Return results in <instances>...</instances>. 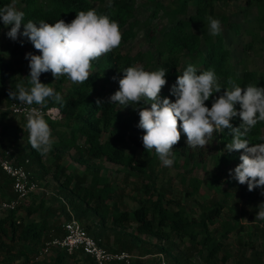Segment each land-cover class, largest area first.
<instances>
[{"label": "trees", "instance_id": "obj_1", "mask_svg": "<svg viewBox=\"0 0 264 264\" xmlns=\"http://www.w3.org/2000/svg\"><path fill=\"white\" fill-rule=\"evenodd\" d=\"M226 1L177 0L174 12L154 3L145 20L138 22L134 14V0H109L106 3L105 0H0V8L14 2L17 9L25 13V23L28 20L35 23L45 20L51 24L58 19L67 23L75 18L77 12L95 8L99 14H107L116 20L122 32L120 46L92 62L91 75L85 83H72L62 94V86L66 82H72L66 75L56 78L52 76V81H45L48 72L39 77L41 83L50 84L65 101L63 105L51 99L44 106L34 104L41 109L54 107L60 115L59 121H49L44 117L52 133L50 152L44 154L31 148L27 120L0 110V151L8 150L15 165L23 166L30 178L37 182L46 173L42 160L49 155L51 178L59 183L58 192L62 195V201L64 200L61 202L53 197L51 203L46 204L42 198L44 194L36 198L38 194L26 200L28 202H25L22 217L17 214L21 206L15 211L1 214L0 252L3 256L0 264H67L68 260L70 264H94L80 252L71 255L54 252V257L47 262L33 260L44 241L62 236L61 222L71 218L79 223L81 220L86 221L83 229L108 251L132 252L136 249L139 256L162 253L168 264H190L188 261L193 255L197 257L198 264H227L230 257L233 260L231 264L262 263L263 255L256 251L248 257L243 252L230 254L225 240L229 234L239 233L241 227L228 220L218 221L216 224L222 205L216 201L199 203L194 199L201 185L199 180L189 178L187 189L183 191V198L192 201L198 208L197 214L181 207L176 200L166 199L162 188H156L153 162L158 155L154 149L145 150L143 142H140L144 130L138 127L139 109L150 107V104L141 101L134 107H123L118 103H109L110 96L119 90L118 81L123 77V69L133 65H143L147 71H155L161 67L168 69L167 84L160 96L161 99L167 97L173 102L175 96L172 95L171 88L188 64H192L198 73L213 69L222 88H230L227 83L229 78L241 87H246L249 83L263 87L262 74L245 69L239 74L235 72L223 38L209 32L208 17L211 16L218 18L221 25H226L237 34L238 25L228 23L226 16L215 12L216 5ZM189 6L192 8L190 14L187 11ZM244 6L249 10L255 9V17L252 23L247 24L245 33L249 41L242 49L259 54L264 51V0H244ZM184 14V19H174L175 15ZM160 17L168 20V27H151L153 21ZM4 27L0 20V29ZM140 28L144 29L143 34L150 49L144 54L122 52L123 45L134 39ZM20 31L23 32V24ZM18 43L25 47V55L40 54L26 37L20 36ZM11 55H14L13 50ZM25 55L6 59L0 54V107L16 101L9 97V92H16L18 83L30 87L28 78H20L21 71L29 67ZM220 94L214 93L205 105L210 108L214 97ZM97 100L101 103L97 104ZM236 108L239 110L238 104ZM230 123L233 127H238L241 121L237 116ZM263 129L264 121L258 122L249 132V142L264 143L261 132ZM179 130L181 139L173 146V165H178L186 173L202 166L207 159H212L221 166L231 165L223 180L230 187L236 180L234 174L230 175V171L241 162L239 157L244 154L243 150H226V145L231 143V130L215 132L204 148L188 146L186 135L182 129ZM104 135L107 136L106 139H103ZM137 149L139 152L135 154ZM68 150H73L75 161L83 166L82 174L74 179L58 164L62 153ZM24 161H27L26 164ZM99 161L120 167L126 175L133 174L146 180L138 190L137 198L131 199L136 203L135 207L128 211L117 208L124 203L117 196L116 184L110 183L100 174L102 168ZM10 186V179L0 173V199L13 197ZM243 190L247 198H251L257 191L264 190V186L249 191L246 184ZM92 217L96 218L95 224L89 221ZM257 222L260 224V231H264V221ZM126 227L131 230L126 232ZM107 233L111 234V246L101 242L106 239ZM143 237L164 242L167 247L157 244L149 249H141ZM173 241L179 244L175 245ZM184 243L188 245L185 252L179 248ZM132 264L138 262L133 260Z\"/></svg>", "mask_w": 264, "mask_h": 264}, {"label": "clouds", "instance_id": "obj_2", "mask_svg": "<svg viewBox=\"0 0 264 264\" xmlns=\"http://www.w3.org/2000/svg\"><path fill=\"white\" fill-rule=\"evenodd\" d=\"M111 7V4L108 5ZM25 13L15 3L0 8V20L11 25L7 36L13 40L18 35L26 37L39 51V55L26 54L30 72L26 77L30 87L23 83L16 85V92L9 97L21 104L44 106L51 99L63 105L65 101L50 84L41 83L39 77L51 72L54 78L66 75L74 83H85L92 70V62L118 48L122 41L119 23L107 14H99L95 8L79 11L71 22L58 19L54 23L40 20L24 22ZM209 32L221 34L222 25L218 18L208 17ZM23 24V32L20 31ZM168 69L145 70L143 65L123 69L119 79V90L109 98V103L126 107L144 101L150 108H140L138 127L144 130L142 142L145 150H155L162 164H173V146L181 139V131L191 147L204 148L213 134L219 130H231V143L226 150H243L240 163L230 171L240 184H247L248 190L264 186V143L252 144L248 140L250 130L264 121V87L249 83L239 86L232 78L230 88H222L213 69L197 72L188 64L182 75L177 76L171 88L175 100L161 99L160 93L167 84ZM223 90V91H222ZM214 93H221L213 99L211 107L205 102ZM101 102L97 100V104ZM239 105L237 110L236 105ZM239 117L241 123L233 127L230 121ZM29 143L32 149L48 153L52 149V133L40 108L30 107L27 113ZM264 206V204H261ZM264 220V210L257 213Z\"/></svg>", "mask_w": 264, "mask_h": 264}, {"label": "rangeland", "instance_id": "obj_3", "mask_svg": "<svg viewBox=\"0 0 264 264\" xmlns=\"http://www.w3.org/2000/svg\"><path fill=\"white\" fill-rule=\"evenodd\" d=\"M109 0H105V3ZM135 2V18L138 22H142L148 16L149 11L152 9L154 3H159L164 6L167 10H176L177 0H134ZM16 6V5H15ZM188 14L192 12V8L189 6L187 8ZM215 12L217 14H223L227 17V22L230 24L238 25L237 34H234L232 29L228 28L226 25H222V31L220 36L223 38L224 46L230 52V63L235 67V72L239 74L242 70L254 71L257 74H262L264 80V51L259 54H253L242 49V47L249 41L248 35L245 33L248 23H252L255 17V9H246L244 6V0H227L224 3L216 5ZM176 14V13H175ZM186 15H175L174 19L185 18ZM165 18L160 17L159 19L153 21L152 26L157 25L158 27L167 28L169 23ZM11 25L5 26L0 29V54H2L6 59L15 58L18 55H25V47L18 43L20 36L13 40L7 36V32L10 30ZM144 29L140 28L137 30L136 37L122 47V52H127L131 55L135 53H146L150 49V44L144 36ZM14 51V55H11V51ZM26 56V55H25ZM30 68H24L20 73V78L27 77L29 75ZM23 80V79H22ZM52 74L49 71L45 77V81H52ZM74 82H66L62 86V94L70 87ZM264 87V86H263ZM219 96L216 95L214 99ZM135 105H133L134 107ZM3 106L0 110H3ZM145 108H150L146 106ZM134 109V108H133ZM134 111H136L134 109ZM264 136V129L261 131ZM107 136L104 135L103 139ZM140 142L142 139L140 138ZM139 150H135V154H138ZM51 160L50 156L47 155L43 160L42 164L46 168V173L41 179L40 184L47 191V195H42L43 201L51 203V198H57L58 201H62V195L58 192V184L55 183L52 178V167H49ZM58 164L65 168V172L71 176L72 179L79 177L82 174L83 166L75 161V155L73 150H68L63 152L61 159ZM98 164L101 166V175L104 176L110 183L116 184L118 193L117 196L121 197L122 205H118L119 210H130L132 207L136 206V203L131 201L132 198H137L138 190L142 184L145 183V179H139L133 174L126 175V172L120 167L106 163L104 161H99ZM156 174L155 186L156 188H162L166 199L176 200L181 207L187 208V210L198 213V208L195 204L183 198V191L187 189V182L189 178H196L199 180L201 185L194 199L199 203L208 204L209 201H216L222 205L221 213L218 219H216V224L218 221L228 220L230 223H237L240 225L241 230L239 233H231L227 236L225 240V246L231 255L237 252H243L245 257H248L253 251L262 253L264 264V231H260V224L258 220L264 221L257 218V213L260 210H264V190L257 191L251 198H247L246 192L243 188L246 184H240L235 180L230 187L223 182L225 179V174L227 169L231 167L221 166L218 162L212 159H207L205 164L200 167L190 170L188 173L183 171L178 165H173L166 167L162 164L159 157L153 162ZM179 164V163H177ZM48 167V168H47ZM189 169V167H187ZM184 178V179H183ZM211 185V186H210ZM71 186V184L69 185ZM58 192V193H57ZM39 194L37 197H40ZM35 198V197H34ZM252 199V201H251ZM29 200V199H27ZM24 201L21 207L18 209V216L22 217L26 203ZM53 204V203H52ZM69 212L72 211L69 209ZM93 218V219H92ZM89 218L92 224H95V217ZM59 220L62 221L60 218ZM81 226H84L86 221H80ZM133 226V224H131ZM131 228L126 227L125 231L129 232ZM93 233V230L90 232ZM106 239H102L101 242L108 246H111L108 241L111 242V234L107 233ZM106 240V241H105ZM172 240V239H171ZM173 243L179 244L177 241ZM166 246V243L156 241L152 238L143 237V244H140L141 249H149L155 245ZM252 246V247H251ZM167 247V246H166ZM188 245L186 243L180 244L179 248L181 251L185 252ZM252 250V251H251ZM173 253L174 250H171ZM131 253L137 261L138 264H156L155 259L152 255L139 256L138 250H134ZM47 258L41 259L42 262H46ZM232 257H230L227 264L232 263ZM190 264H198V259L195 255L190 257ZM70 264V261H67Z\"/></svg>", "mask_w": 264, "mask_h": 264}, {"label": "built area", "instance_id": "obj_4", "mask_svg": "<svg viewBox=\"0 0 264 264\" xmlns=\"http://www.w3.org/2000/svg\"><path fill=\"white\" fill-rule=\"evenodd\" d=\"M30 107L19 101L11 102L3 110L18 119L27 120ZM41 109V108H40ZM2 110V109H1ZM49 121H59L60 115L56 108L41 109ZM27 161H24L26 164ZM0 173L7 176L11 182V199H0V215L7 211L17 210L30 196L38 194L47 195V191L40 182L30 178L29 172L21 165H15L8 150L0 151ZM62 236L52 237L42 243L37 251L34 261L51 256L54 252H64L71 255L80 252L89 257L94 264H132L134 256L126 251L113 252L98 245L97 241L89 235L79 222L73 218L61 222ZM156 264H168L162 253L152 255Z\"/></svg>", "mask_w": 264, "mask_h": 264}, {"label": "crops", "instance_id": "obj_5", "mask_svg": "<svg viewBox=\"0 0 264 264\" xmlns=\"http://www.w3.org/2000/svg\"><path fill=\"white\" fill-rule=\"evenodd\" d=\"M108 243H109V244L111 243L110 240L108 241ZM54 254H55V253H53L51 256L47 257L46 262L49 261L51 258H53V257H54ZM2 256H3V253L0 252V259L2 258ZM39 261H41V260H39Z\"/></svg>", "mask_w": 264, "mask_h": 264}]
</instances>
